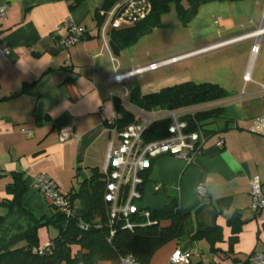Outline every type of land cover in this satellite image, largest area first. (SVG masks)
<instances>
[{
	"label": "crops",
	"instance_id": "0c3cea01",
	"mask_svg": "<svg viewBox=\"0 0 264 264\" xmlns=\"http://www.w3.org/2000/svg\"><path fill=\"white\" fill-rule=\"evenodd\" d=\"M103 3L104 0H83L72 6L73 0H0V6H8L0 35L11 46L0 57V217L9 213L5 202L14 194L8 192L7 185L17 180L15 175L24 179L19 185L24 187L21 205L36 218L48 219L54 210L31 185L38 174L53 179L58 189L71 197L79 217L88 213L91 195L103 193L102 167L110 142H118V134L109 123L118 117L115 100L120 97L119 86L110 80L111 55L118 59L121 71L145 65L137 57L124 61L120 57L145 33L119 50L110 46L113 30L133 24L123 22L110 29L105 45L100 35L104 20L100 25L98 18L102 17ZM66 20L84 26L86 33L80 42L60 48L58 41L65 32L58 29ZM216 24L220 28L214 27ZM184 28L186 37L193 41L209 40L215 32L227 36L173 55L187 54L177 62L244 43L248 61L238 71L236 86L226 80L223 86L219 84L224 90L222 99L198 105L203 110L220 108L218 125L227 124L228 128L211 136L200 131L205 140L192 159L162 155L144 174L140 207L156 210L172 203L189 211L184 231H188L190 242L180 238L170 241L155 252L149 264H166L176 250L190 252L194 244L191 236L207 227L219 226L220 235L211 239L218 245L226 233L231 235L232 216L243 221L242 230L264 226V211L251 210L249 196V179L253 175H259L264 188V0L206 3ZM255 42L259 51L252 54ZM166 58L169 57L162 59ZM247 71L251 74L249 81L244 80ZM185 82L196 83L184 74L171 75L160 80V88L151 84L148 88L128 89L130 103L138 107L131 100L133 94L145 95ZM66 126L73 128L75 136L60 142V129ZM23 128L31 133L23 132ZM219 139L223 140L221 147L217 146ZM199 185L206 190L204 196L197 191ZM37 233L43 246L58 234V229L49 224ZM211 261L193 262L224 263L215 257Z\"/></svg>",
	"mask_w": 264,
	"mask_h": 264
},
{
	"label": "trees",
	"instance_id": "16d2710c",
	"mask_svg": "<svg viewBox=\"0 0 264 264\" xmlns=\"http://www.w3.org/2000/svg\"><path fill=\"white\" fill-rule=\"evenodd\" d=\"M83 0H73L72 6ZM119 0H104L102 8L110 9ZM147 11L143 17L132 26L113 30L110 35V46L119 50L135 41L140 34L162 26V16L173 7L182 26L197 14L198 9L214 1L238 0H144ZM102 24L104 18L99 17ZM134 103L147 111L169 110L188 106H196L220 100L224 97L223 88L211 82H185L175 86L162 88L157 92L145 95L133 94ZM118 117L113 124L123 129L132 123L134 117L131 111L115 100ZM220 108L201 110L189 117L188 129L201 131L205 136L223 132L227 124L219 127ZM169 119L153 121L143 133L144 141L166 137ZM15 180L7 185L8 192L13 193L12 199L5 202L8 205V215L0 217V264H123L125 257L131 256L140 264H149L155 252L172 240L179 239L184 233V221L189 211L168 203L164 207L151 210L152 222L141 224L143 219H136L133 228L128 229L122 223L111 224L107 216V205L102 194H92L88 200V213L79 217H67L53 210V215L46 218H36L21 205L20 196L24 190V179L15 175ZM87 224L85 229L80 222ZM243 221L238 217L229 218L231 240L237 238ZM53 224L58 234L52 238L48 246L41 248L38 229ZM113 232L111 233V231ZM220 235L219 226L207 227L195 232L192 237H209ZM237 260V258H234ZM245 262V261H244ZM243 263V262H242Z\"/></svg>",
	"mask_w": 264,
	"mask_h": 264
},
{
	"label": "built area",
	"instance_id": "2783aa9c",
	"mask_svg": "<svg viewBox=\"0 0 264 264\" xmlns=\"http://www.w3.org/2000/svg\"><path fill=\"white\" fill-rule=\"evenodd\" d=\"M147 11V3L144 0H119L110 9L102 10L100 15L104 18L100 35L105 45H108L109 30L123 22L133 24L144 16ZM8 13V6H0V26ZM58 31L65 32V36L58 41L60 48H65L80 42L86 33L84 26L71 20L64 21ZM11 46L0 35V57L7 54ZM259 44L254 43L251 47L252 54H257ZM187 54L178 55L137 66L127 71H120L119 61L111 55L113 75L110 80L116 83L120 89L119 101L122 106L132 112L133 121L123 129H119L109 123L118 134V142L111 141L108 147L106 159L102 167V180L104 183L102 198L107 205V216L111 224L122 223L124 228L131 229L138 221L143 219V225L149 224L151 210L140 207L139 200L142 198V186L144 174L151 167L152 161L162 155H171L184 160L192 159L202 149L205 137L200 131L188 129V118L203 110L202 106H188L169 110L147 111L141 107H132L127 101L129 93L124 86V81L135 75L149 71H155L161 67L177 62L186 57ZM250 71L244 74L245 80H250ZM264 89V85H261ZM168 118V134L164 138L144 141L143 133L149 125L159 119ZM30 134V130L22 129ZM75 136L72 127L66 126L60 129L58 140L65 142ZM223 140L219 139L217 146L221 147ZM31 185L40 191L50 202L52 208L65 214L67 217H75L74 204L71 197L61 192L53 179L38 174L32 178ZM250 207L254 211L264 210V188L259 175H253L249 179ZM158 189V186H155ZM199 195L204 196L206 190L202 185L197 187ZM80 227L85 229L87 224L80 222ZM113 230L111 231V233ZM48 243L43 245L44 248ZM123 264H140L133 257L128 256L122 260ZM166 264H198L193 262L189 251H174L168 258ZM203 264V263H201ZM241 264H264V251L253 252L248 255L245 262Z\"/></svg>",
	"mask_w": 264,
	"mask_h": 264
},
{
	"label": "rangeland",
	"instance_id": "374dc122",
	"mask_svg": "<svg viewBox=\"0 0 264 264\" xmlns=\"http://www.w3.org/2000/svg\"><path fill=\"white\" fill-rule=\"evenodd\" d=\"M214 27L220 28L219 24H216ZM242 30L238 28V31ZM216 34L215 32L214 36L206 41L190 40L186 37L185 28L177 18L175 10L172 7L169 12L162 16L161 27L147 31L136 44L124 49L120 57L123 61L125 59L129 60L131 57H137L140 58L138 60L140 64H148L150 61L172 57L173 55L199 48L208 43L217 42L227 36L225 34L221 35L220 32ZM247 48H249V44H247ZM247 58L245 43L229 45L224 48L199 53L182 62H174L155 71L135 75L125 80L124 86L127 90H133L137 87L148 88L151 84L156 86V88H160V85H158L160 80L171 75L182 77L183 74L194 78L196 83L211 82L223 86L222 84L226 80L228 84L236 86L239 81L238 71L243 67V63ZM259 65L260 60L258 61ZM126 101L131 105L129 96L126 98ZM131 106L134 107L133 105ZM231 235L226 233L224 240H218V245L211 242L214 236H218L217 233H213L209 237H204L203 240H199L200 238L195 239L191 236L194 241L190 249L193 261L202 259L210 263L213 257H215L219 258L222 263L224 261L222 259L225 258L223 264H241L247 259L249 253L264 251V226H261L259 229L257 227H247L244 230L240 228L237 233L239 239L231 240ZM188 238L190 239L189 233L185 229L180 239L186 240ZM234 258H237V260Z\"/></svg>",
	"mask_w": 264,
	"mask_h": 264
}]
</instances>
